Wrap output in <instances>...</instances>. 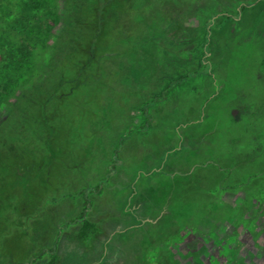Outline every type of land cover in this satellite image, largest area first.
<instances>
[{
	"label": "rangeland",
	"instance_id": "374dc122",
	"mask_svg": "<svg viewBox=\"0 0 264 264\" xmlns=\"http://www.w3.org/2000/svg\"><path fill=\"white\" fill-rule=\"evenodd\" d=\"M132 8L137 10L133 14L135 21L137 18L146 21L144 36L136 43L132 36L121 40L123 44H131L127 45L128 49L133 50L135 46L136 51L126 54L123 65L105 66V72H111L109 83L88 89L89 95L97 93L108 98L99 112L93 104L89 113H79L78 131L83 135L69 137L70 142L90 139L101 144L91 134L93 129H86L83 123L88 119L94 123L108 120L104 115L108 111L111 115L113 109L120 115L123 113L115 98L119 94L125 102L130 98L123 92L117 94L114 84L142 91L155 79L156 69L164 62L171 61L170 65L177 68L186 62L189 70L194 67L193 44L189 46L193 49L189 62L187 55L172 50L158 51V54L151 48L154 39L162 33L159 29L164 30L173 16L199 27L193 37L199 36L206 20L214 21L207 45V67L215 79L213 88L193 91L194 87L209 82L206 78L209 73L191 74L171 89V95L164 101L151 108L153 128L148 131L151 137L134 134L141 141H138L141 152L129 141L125 144L118 154L123 168L119 169L118 165L109 178H140L142 186L139 189L136 185V197L129 201L127 198L124 204L123 196L112 193L116 198L110 205L112 212L108 218L98 209L93 211L89 204L84 205L79 196L70 201L67 197V202L59 205L56 212L50 208L47 215L43 214L45 224L37 220L24 261L33 264H264V0H136ZM148 16L154 18L149 21ZM39 56L36 69L43 55ZM13 102L14 97L7 102L0 101V126L11 112ZM70 107L65 108L73 109ZM199 116L204 118L203 125L192 122ZM21 124V119L16 117L12 126L4 131L1 128L0 141L11 137L6 132ZM14 129L12 135L17 133ZM174 130L186 131V134L192 130L195 138H188V144L186 140H176L170 136ZM201 133L206 135L200 138ZM108 138L115 139V136L109 133ZM143 149L148 152L144 154ZM163 150L166 153L161 161ZM172 161L175 163L171 164ZM148 162L154 169L162 168V173H149ZM148 174L151 178H162L154 179L152 186L145 185ZM72 189L79 190V184L74 183ZM242 197H249L251 204L245 213L239 214L237 203ZM137 199L155 201L158 209L156 216L147 212L144 226L137 224V220L140 223L143 220L141 212L135 217L122 216L123 210L133 206ZM97 200L99 205L107 204L100 195ZM81 214L93 225L85 239L78 237L82 221L70 223ZM112 223L116 229L119 226L126 231L112 230ZM114 229L115 241L103 246ZM36 253L41 256L34 259L32 256Z\"/></svg>",
	"mask_w": 264,
	"mask_h": 264
},
{
	"label": "trees",
	"instance_id": "16d2710c",
	"mask_svg": "<svg viewBox=\"0 0 264 264\" xmlns=\"http://www.w3.org/2000/svg\"><path fill=\"white\" fill-rule=\"evenodd\" d=\"M135 4L136 0H0V101L15 100L0 129L12 126L16 117L22 121L20 127L6 132L11 137L0 141V264H33L24 258L37 220L45 224L43 214L50 208L56 212L67 197L79 196L88 205L90 193L99 191L109 171L119 163L118 154L126 141L140 153L134 134L151 137V108L174 86L209 65L207 45L214 21L206 20L199 36L193 37L199 27L173 16L164 30L159 29L161 37L154 39L151 48L187 55L189 62L193 50L189 46L193 44L194 67L189 70L187 62L179 68L170 65L171 61L164 62L142 91L114 84L117 94L123 92L130 98L125 102L120 94L114 97L123 113L113 109L111 115L109 111L104 115L108 120L83 123L86 129H93L91 134L101 144L90 139L70 142L69 137L83 135L78 131L79 113H89L93 104L99 112L108 98L89 95L88 89L109 83L111 72L107 74L105 66L123 65L126 54L136 51L135 46L128 49L131 44L121 40L132 36L136 43L144 36L146 21H135ZM148 17L149 21L154 18ZM40 54L42 60L36 69ZM108 87L113 91L111 85ZM69 105L73 109L65 108ZM137 116L140 120L135 126ZM13 129L17 131L14 135ZM109 133L115 139H109ZM147 169L152 175L162 173L159 168ZM74 183L79 184V190L72 189ZM77 220L83 223L78 237L85 239L93 225L84 220V214L70 223ZM40 256L36 253L32 257Z\"/></svg>",
	"mask_w": 264,
	"mask_h": 264
},
{
	"label": "crops",
	"instance_id": "0c3cea01",
	"mask_svg": "<svg viewBox=\"0 0 264 264\" xmlns=\"http://www.w3.org/2000/svg\"><path fill=\"white\" fill-rule=\"evenodd\" d=\"M202 70H203V74L204 73H209L208 75H209V77L207 76L206 78L207 79H209V82L208 83H202L200 86H197V87H194V89H193V91H196L195 90V88H197V91H200V90H202L201 92H203V91H208V89L209 90H212V86L214 85V83H215V79L213 78V77H211V73L210 72H212V71H208L210 68L209 67H202L201 68ZM213 80V81H212ZM177 86V85H176ZM175 87V86H174ZM173 87V88H174ZM172 88V89H173ZM171 90L167 93V95L165 96V99L168 97V95H171ZM196 93V92H195ZM211 94L209 93L208 94V97L210 96ZM164 99V100H165ZM163 100V101H164ZM205 117V116H204ZM193 123L195 122L196 124H199V122H201V124L203 125V123H204V118L201 116H199L198 117V119H194L193 121H192ZM186 129H187V127H186ZM189 129V128H188ZM175 132H172L173 133V135H171L170 134V136H173V137H175L176 138V140H179V141H181V140H186L187 141V144H188V138H191V137H194L195 138V136L193 135H191V131L192 130H188L187 131V134H186V131H180V130H174ZM183 133L184 134H186V136H183ZM206 134H204V133H201V135L200 136H198V135H196V137L198 136V137H200V138H202V137H204ZM144 136V135H143ZM139 137V136H138ZM141 142L140 140H138V139H135L134 140V144L135 143H137V142ZM128 142V140L126 141V143ZM138 142V143H139ZM201 143V142H200ZM199 143V144H200ZM180 148H182L181 146H179ZM124 148V147H123ZM177 148V147H176ZM178 150V149H177ZM123 151V150H122ZM121 151V152H122ZM146 151V150H145ZM162 153H164V152H166V151H161ZM160 152V153H161ZM168 152V151H167ZM147 153V152H146ZM159 153V154H160ZM147 159V158H146ZM150 160L149 161H152L153 160V158H149ZM149 163V162H148ZM172 163H175V162H171V164ZM120 166L119 167V169H121V168H123V166H122V163H117L116 164V167L114 168V169H112V171L110 170L109 171V174H107V176H106V180L103 182V184L101 185V187H100V189H99V191H97V192H92V197L91 196H89V207L90 206H92L91 208H92V210L94 211L95 209H98V211L100 212V213H104L105 215H106V217L108 218L109 216H110V213L112 212L111 211V206L110 205H112V203L114 202V199L116 198V197H113L112 196V193L114 194V195H116V193H117V196H119V195H121V196H123V200H122V202H124V204H125V200L127 201V198H129L128 199V201L130 200V199H132V198H134V197H136L137 196V194H138V186H139V189L141 188V186H142V182H140V178H136V179H133V178H130V177H127V178H116V179H114V178H109L111 175H113L114 174V170L117 168V166ZM151 166H150V163H149V166H148V168H150ZM160 169V168H159ZM161 170H163L162 168H161ZM152 174V173H151ZM149 175L148 174V176H147V181H145V182H147V183H144L145 185H149V186H152L153 185V182H154V179H159V178H162V177H159V178H155V177H153V178H151V176L152 175ZM160 181H162V180H160ZM138 184V186H136ZM94 185H96V183L95 184H93V187H94ZM124 186V187H123ZM91 194V193H90ZM98 195H100L101 197H102V199H104L105 200V202L107 201V204L106 205H99L98 203H96V202H99V200H97L98 199ZM124 195H125V198H124ZM110 199V202L108 201ZM71 199H69V201H70ZM64 202H67V199L66 200H64ZM95 203H96V205H95ZM155 201L153 202V201H150V202H148V201H145V200H141V199H137V201L135 200V204H136V206H135V204L133 205V206H127L126 208H125V210H123V212H124V214L122 215V216H124L123 218H127L126 216H131V217H135V214L136 213H142L143 214V220H142V222L140 223L139 222V220H137V224H139V225H141V224H143V226H144V224H145V218H146V214H147V212H149V213H151V216H156V214H157V206L155 205ZM127 204V203H126ZM99 205V207H97ZM105 206V209H103V207ZM124 209V208H123ZM155 212V213H154ZM158 216V215H157ZM138 217V216H137ZM139 218V217H138ZM130 219V218H129ZM114 225H113V223H112V227H111V229L113 230V228H115L116 229V226L115 227H113ZM142 226V227H143ZM110 227V226H109ZM125 228H130V226L128 227H125ZM115 229H114V232L112 231V233L110 234V236L108 237V238H105V241H103V246H105V245H108V243H110V242H113V241H115L114 240V235H115V233H117V232H125L126 230H123L122 231V229H119V226H117V229H116V231H115ZM110 245V244H109Z\"/></svg>",
	"mask_w": 264,
	"mask_h": 264
},
{
	"label": "flooded vegetation",
	"instance_id": "af4514ba",
	"mask_svg": "<svg viewBox=\"0 0 264 264\" xmlns=\"http://www.w3.org/2000/svg\"><path fill=\"white\" fill-rule=\"evenodd\" d=\"M242 198L244 199V197H242ZM243 199H242L241 202L237 203V205L240 204V205H239V208H238V210H237V211L239 212V214H241V213H243V212L245 213V211H244L245 208L248 207V206L250 207V204H251V199H249V197H247V198L244 199V200H243ZM241 203H242V204H241ZM220 210H221V209H219V212H220Z\"/></svg>",
	"mask_w": 264,
	"mask_h": 264
}]
</instances>
